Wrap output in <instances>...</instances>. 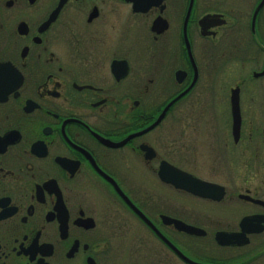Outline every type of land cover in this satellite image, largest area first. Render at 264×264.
Instances as JSON below:
<instances>
[{"label":"flooded vegetation","instance_id":"af4514ba","mask_svg":"<svg viewBox=\"0 0 264 264\" xmlns=\"http://www.w3.org/2000/svg\"><path fill=\"white\" fill-rule=\"evenodd\" d=\"M139 1L0 0V264H264V1Z\"/></svg>","mask_w":264,"mask_h":264},{"label":"water","instance_id":"95a60500","mask_svg":"<svg viewBox=\"0 0 264 264\" xmlns=\"http://www.w3.org/2000/svg\"><path fill=\"white\" fill-rule=\"evenodd\" d=\"M132 2V5L134 7V9L136 11L142 9L144 6H142L143 4L139 1V0H130ZM153 1H155V3L158 2V0H149V3L152 4ZM264 0H262L258 7L261 6V4L263 3ZM192 2L193 0H190L189 2V6H188V9H187V14H186V17H185V20H184V26H183V31H184V37L185 39L186 38V33H185V29H186V22H187V18H188V15H189V12H190V9H191V6H192ZM256 12H257V9L255 10L254 14H253V20H252V23H254V20H255V15H256ZM218 15H215V14H206L204 15L203 17H201V19L199 20V25L201 27V33L202 34H206L207 32L205 31V26H204V23L207 22L208 20L216 17ZM186 45L188 47V42L186 40ZM232 112H233V115L234 117L238 118L239 117V111H238V98L236 96H232ZM234 125H236V122H234ZM238 125V123H237ZM182 172V175H183V179L186 178V179H190L191 181H193L196 185L195 189L193 190L195 193L199 194V195H202V196H209V190L213 188V186L215 187V185L211 184V183H208L206 181H203L197 177H194V176H191L183 171ZM189 189V188H187Z\"/></svg>","mask_w":264,"mask_h":264},{"label":"rangeland","instance_id":"374dc122","mask_svg":"<svg viewBox=\"0 0 264 264\" xmlns=\"http://www.w3.org/2000/svg\"><path fill=\"white\" fill-rule=\"evenodd\" d=\"M236 5H240V7H242L243 9H245L246 11H249L250 7L246 6V1L244 0H236L235 2ZM215 8V6L209 7V9H213ZM193 13H195V9H193ZM196 14V13H195ZM225 30V29H224ZM218 39H215L214 42L217 44L218 47H221L225 51V41H217ZM224 42V43H223ZM234 82V80H230L229 82L226 83L225 89L227 90V87L230 86V84H232ZM250 82L252 84H257L258 81L257 80H250ZM217 94L214 93L215 98ZM198 112H202V109L197 108ZM218 120L220 121V123L223 121H225V108L223 106H218L217 103H214L211 107H209L207 113H204L203 118H202V123L200 125H198V129H197V133L200 134L198 137L202 138L203 142H206L207 137H208V126H209V122L210 120ZM200 132V133H199ZM204 158L203 159H207L208 154H207V149L206 147H204ZM212 158H209V160ZM201 160V159H200Z\"/></svg>","mask_w":264,"mask_h":264}]
</instances>
